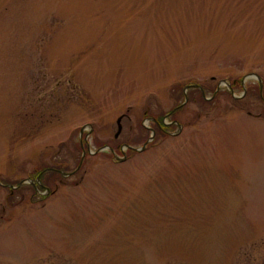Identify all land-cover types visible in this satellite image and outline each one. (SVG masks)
Here are the masks:
<instances>
[{
	"label": "rangeland",
	"instance_id": "obj_1",
	"mask_svg": "<svg viewBox=\"0 0 264 264\" xmlns=\"http://www.w3.org/2000/svg\"><path fill=\"white\" fill-rule=\"evenodd\" d=\"M0 264H264V0H0Z\"/></svg>",
	"mask_w": 264,
	"mask_h": 264
},
{
	"label": "trees",
	"instance_id": "obj_2",
	"mask_svg": "<svg viewBox=\"0 0 264 264\" xmlns=\"http://www.w3.org/2000/svg\"><path fill=\"white\" fill-rule=\"evenodd\" d=\"M194 89H196V88H194ZM200 91V90H199ZM201 92V91H200ZM158 127H159V129L162 131V132H164L163 131V129H164V127L159 123V125H157ZM54 173H56L58 176H60V174L58 173V172H54V171H52V170H46V169H43V170H41V171H39V172H37V174L35 175V178L39 175V174H41L40 175V180L38 179V182L36 183V188L38 189V190H42L43 188L42 187H44L43 186V184L45 183L44 181H45V179H46V177L47 176H49L50 174H54ZM16 187H18V185H19V182H17V183H15L14 184ZM22 188L24 187L23 185L21 186ZM28 187H31L32 188V190H33V193H35L34 192V190H35V188H33L32 186H28ZM45 188H47V187H45ZM18 189V188H17ZM33 201H34V199H33Z\"/></svg>",
	"mask_w": 264,
	"mask_h": 264
},
{
	"label": "water",
	"instance_id": "obj_3",
	"mask_svg": "<svg viewBox=\"0 0 264 264\" xmlns=\"http://www.w3.org/2000/svg\"><path fill=\"white\" fill-rule=\"evenodd\" d=\"M195 87H196V86H195ZM120 121H121V117L118 118L117 121H116V122H117V125H118V130H117V132H116V134H115V137L118 136V134L120 133V130H121V129H120L121 127H120V124H119ZM84 154H85V151H83V155H84ZM119 160H120V159H119ZM37 179H38V178H37Z\"/></svg>",
	"mask_w": 264,
	"mask_h": 264
},
{
	"label": "flooded vegetation",
	"instance_id": "obj_4",
	"mask_svg": "<svg viewBox=\"0 0 264 264\" xmlns=\"http://www.w3.org/2000/svg\"><path fill=\"white\" fill-rule=\"evenodd\" d=\"M47 189V188H46Z\"/></svg>",
	"mask_w": 264,
	"mask_h": 264
}]
</instances>
